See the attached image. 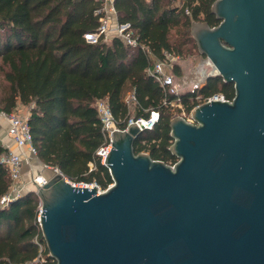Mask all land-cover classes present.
I'll use <instances>...</instances> for the list:
<instances>
[{
  "label": "water",
  "instance_id": "1",
  "mask_svg": "<svg viewBox=\"0 0 264 264\" xmlns=\"http://www.w3.org/2000/svg\"><path fill=\"white\" fill-rule=\"evenodd\" d=\"M198 51L230 101L170 123L174 165L136 154L141 131L113 132V184L80 187L56 171L41 187L43 240L57 264H264V0H216Z\"/></svg>",
  "mask_w": 264,
  "mask_h": 264
},
{
  "label": "trees",
  "instance_id": "2",
  "mask_svg": "<svg viewBox=\"0 0 264 264\" xmlns=\"http://www.w3.org/2000/svg\"><path fill=\"white\" fill-rule=\"evenodd\" d=\"M215 1L116 0L119 23L129 24L138 40L132 47L118 38L87 40L101 25V0H0V109L11 114L20 105L29 107L39 160L74 184L96 183L103 190L113 184L97 156L104 143L96 108L102 99L117 120L157 112L155 128L137 136L135 153L174 165L178 159L170 151V123L181 110L170 103L180 101L189 114L197 96L224 94L232 100L235 88L215 76L201 89L171 95L148 69L164 60L165 53L183 58L192 48L198 50L192 24L218 26L212 13ZM173 73L181 75L179 65ZM128 93L135 96L130 104L125 102ZM8 152L0 140V198L12 184L1 162ZM39 215V197L30 191L0 209V264H57L43 240Z\"/></svg>",
  "mask_w": 264,
  "mask_h": 264
},
{
  "label": "built area",
  "instance_id": "3",
  "mask_svg": "<svg viewBox=\"0 0 264 264\" xmlns=\"http://www.w3.org/2000/svg\"><path fill=\"white\" fill-rule=\"evenodd\" d=\"M103 2V7L97 12L101 14L100 22L101 25L98 29L97 34L88 35L87 40L91 43H96L100 37H104L106 41L108 39L118 38L122 40L126 45L137 47L138 40L134 36V31L131 30L129 24H121L117 18V11L115 2L116 0H101ZM143 49L146 52H149L148 48L143 46ZM179 57L174 56L169 53H165L164 60H157L153 65L148 69V74L159 84L161 85L167 93L171 95L179 96L180 92L175 85V75L173 73L174 65L176 64ZM211 65V61L209 62ZM216 72V69L214 67ZM218 74V72H216ZM203 86H196L194 90L201 89ZM193 91V90H192ZM135 100L133 93H130L126 98L125 102L130 104L131 101ZM196 100L198 104L187 113L186 108L181 104L180 101H173L170 103L171 107L175 109H180L181 116L189 122H193L191 115L193 111L200 105L211 102V101H230L224 94H216L207 99H203L201 96H197ZM167 104V101H165ZM96 108L102 123L104 143L97 151V156L101 159V162L106 166L105 159L107 154L112 149L113 142V132L115 131H128L131 127H137L141 132L147 130H153L158 123L159 114L153 112L149 118H130L128 121L117 120L108 100L102 99L97 101ZM30 111L25 109H19L11 114L6 113L0 109V119L5 120L8 123L7 136L17 145L19 151L14 152L9 150L1 162L5 164L11 175V187L9 192L0 198V209L6 208L12 203L16 198L22 196L24 191H29L25 186L23 179V167L31 157L36 159L38 158L37 150L33 145L31 127L29 124ZM125 127H122V125ZM46 166V165H45ZM48 167V166H47ZM107 167V166H106ZM59 171V170H57ZM67 179V178H66ZM68 180V179H67ZM71 182L70 180H68ZM47 183L46 179L37 178L34 180V187L38 186L43 187ZM72 183V182H71ZM37 184V185H36ZM74 184V183H73ZM80 187H94L97 186L99 193H102L106 190H103L96 183L94 184H85L79 183L74 184ZM111 186V185H110ZM109 186V187H110ZM41 214V208H40ZM40 219V215H39ZM38 219V222H39ZM40 225V224H39Z\"/></svg>",
  "mask_w": 264,
  "mask_h": 264
},
{
  "label": "rangeland",
  "instance_id": "4",
  "mask_svg": "<svg viewBox=\"0 0 264 264\" xmlns=\"http://www.w3.org/2000/svg\"><path fill=\"white\" fill-rule=\"evenodd\" d=\"M111 39H108L110 42ZM191 45L189 46L190 49ZM177 65L181 68V75L176 76L175 85L179 90L180 94L188 93L196 86H204L209 77L218 76L214 70V66L209 62L210 60L199 53L195 48L189 50L188 54L175 61ZM130 93H128L129 95ZM127 95V96H128ZM25 109L29 111V107L18 106V109ZM16 110V111H17ZM133 112V111H132ZM33 161H27L25 172L23 173V179L25 186L30 192H37V188L34 187V180L37 178L50 180L56 173V169L45 166V164L33 157ZM91 185V184H90ZM25 193V191H24Z\"/></svg>",
  "mask_w": 264,
  "mask_h": 264
},
{
  "label": "crops",
  "instance_id": "5",
  "mask_svg": "<svg viewBox=\"0 0 264 264\" xmlns=\"http://www.w3.org/2000/svg\"><path fill=\"white\" fill-rule=\"evenodd\" d=\"M7 130H8V123L5 120L0 119V140L4 147H6L8 150L18 152L19 149L17 145L7 136ZM33 157L29 159V161H33ZM27 163H24L23 167V173L25 172Z\"/></svg>",
  "mask_w": 264,
  "mask_h": 264
}]
</instances>
